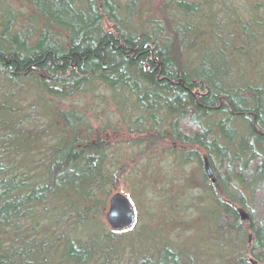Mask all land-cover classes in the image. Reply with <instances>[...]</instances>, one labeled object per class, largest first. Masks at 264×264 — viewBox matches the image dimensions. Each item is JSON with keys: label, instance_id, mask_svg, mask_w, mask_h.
Segmentation results:
<instances>
[{"label": "trees", "instance_id": "16d2710c", "mask_svg": "<svg viewBox=\"0 0 264 264\" xmlns=\"http://www.w3.org/2000/svg\"><path fill=\"white\" fill-rule=\"evenodd\" d=\"M18 1L0 0V264H264V0ZM126 179L150 217L161 189L181 244L108 226Z\"/></svg>", "mask_w": 264, "mask_h": 264}, {"label": "rangeland", "instance_id": "374dc122", "mask_svg": "<svg viewBox=\"0 0 264 264\" xmlns=\"http://www.w3.org/2000/svg\"><path fill=\"white\" fill-rule=\"evenodd\" d=\"M8 1L14 3L16 5V7H20V5L17 4V3H19L18 0H8ZM148 1H149V5H148L149 9L155 10L157 3H158L157 2L158 0H148ZM20 9L25 11L26 7L23 6ZM28 11L29 10H27V12ZM255 60L258 61V57H256ZM258 65L260 66L259 63H258ZM250 66L251 65L245 64L243 71H245V69L251 70L252 68ZM252 74L255 76V74L253 72H252ZM258 81H261V79ZM262 81H263V78H262ZM196 166H197V164L192 161V162H190V165H188L185 168L184 171L192 173V177H193V175L196 177L198 174ZM174 178H177V177L175 176ZM174 182L178 183L179 180L174 179ZM126 184L128 186V189H129V194L128 193H126V194L129 198V200L132 204V207L134 209V212H135V224H134V229H133L134 232L140 231L142 233L141 236H143L142 238H144L145 243L150 244L151 247L154 243L160 242L162 240H168L170 242H173L174 244H176V246L179 245V242L181 244L183 240L181 239L180 232H179L180 224H178V222H176V220L170 215L169 212L161 211V206H162L161 204H162V200L164 198L163 197L164 194H161V189H158L155 187L150 188V189H148V194L143 197L146 200L150 199V202L153 203L151 212L154 216L150 217V214L146 213V211H145V208L143 206L144 204H142L143 199L141 197H139L138 194L133 195L134 193L131 192L134 189L133 182L131 180L128 182V180L126 179ZM195 188H197L196 184L194 182H191L190 188L187 190H184L185 192L183 191V193L186 195H189L192 193V191H195L194 190ZM120 191L121 190H115V192H120ZM120 193L125 195V193H123V191H121ZM191 209H192L191 206L187 205L186 208L183 209L184 214L186 212L190 211ZM193 216L191 219L193 220V222H196L197 219H199L198 213L193 212ZM102 218H103V214H102ZM187 224H190V223H187ZM188 226L189 225H187L185 227H188ZM133 230L131 229L130 232H133ZM212 251L214 253H216L218 250L212 246Z\"/></svg>", "mask_w": 264, "mask_h": 264}, {"label": "water", "instance_id": "95a60500", "mask_svg": "<svg viewBox=\"0 0 264 264\" xmlns=\"http://www.w3.org/2000/svg\"><path fill=\"white\" fill-rule=\"evenodd\" d=\"M203 169L206 178L214 183V171L206 157L204 158ZM104 216L108 226L115 231L129 229L135 224V213L132 204L129 198L120 192L111 195ZM241 218L243 220L248 219L246 212L241 211Z\"/></svg>", "mask_w": 264, "mask_h": 264}]
</instances>
